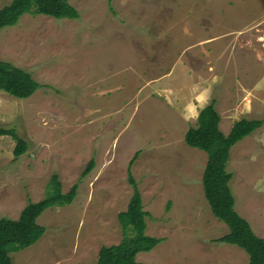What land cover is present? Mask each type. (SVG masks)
<instances>
[{"label": "rangeland", "instance_id": "obj_1", "mask_svg": "<svg viewBox=\"0 0 264 264\" xmlns=\"http://www.w3.org/2000/svg\"><path fill=\"white\" fill-rule=\"evenodd\" d=\"M11 1L0 0V9ZM70 3L77 20L26 14L0 32V60L42 85L28 99L0 92V129L27 143L15 158L16 140L0 137V219L18 220L43 200L54 175L63 193L77 185L72 204L38 218L45 234L12 253L14 263L96 264L102 247L120 244L136 156L146 233L163 239L138 262L249 264L244 250L218 241L229 228L204 195L208 158L184 136L213 100L226 135L235 119L264 120V23L258 43L251 38L264 0ZM190 75L199 78L194 94ZM227 171L235 210L264 238V125L232 148Z\"/></svg>", "mask_w": 264, "mask_h": 264}, {"label": "trees", "instance_id": "obj_2", "mask_svg": "<svg viewBox=\"0 0 264 264\" xmlns=\"http://www.w3.org/2000/svg\"><path fill=\"white\" fill-rule=\"evenodd\" d=\"M26 14L45 15L55 19L80 18L78 10L71 5L70 0H12L0 9V32L16 26ZM41 87L31 73L0 60V92L17 99H28ZM220 122L221 117L213 100L200 112L197 127L187 131L185 143L207 155L203 175L204 195L214 217L229 228V233L218 241L244 250L249 256V264H264V238L258 237L249 222L235 210V197L230 187L234 176L227 171L232 148L260 129L264 120L241 119L234 124L228 135L220 130ZM1 136H11L16 140L13 151L15 158L21 157L27 151V143L14 130L0 129ZM135 158L136 156L128 167V182L133 194L127 210L118 217L123 229V239L120 244L102 247L96 264H145L137 261V255L152 251L163 241L146 233L148 213L144 211L142 196L131 173ZM93 167L94 161H91L83 176H87ZM50 184L46 197L36 203L30 202L22 210L18 220L0 219V264H15L12 253L36 244L43 237L46 228L38 224V218L47 209L73 203L77 195V185L63 193L57 175H54ZM169 207L170 204L168 209Z\"/></svg>", "mask_w": 264, "mask_h": 264}, {"label": "crops", "instance_id": "obj_3", "mask_svg": "<svg viewBox=\"0 0 264 264\" xmlns=\"http://www.w3.org/2000/svg\"><path fill=\"white\" fill-rule=\"evenodd\" d=\"M264 23V21H261L259 24H257L255 27H254V29H252L251 30V33H252V36H251V38L253 37V38H255L256 39V42L258 43V40L260 39V37L258 38V36H257V32L259 31V29H257V27L258 26H261V24H263ZM262 39H264L263 37H261ZM255 42V45H257V43ZM260 43V42H259ZM207 70H209V71H214V67H212V66H208L207 68H206ZM226 70H228L227 68H225ZM191 71V70H190ZM190 71H187V72H190ZM229 71V70H228ZM187 72L185 73V75H187ZM191 72H193V71H191ZM240 72H243V71H239V72H235V73H240ZM245 72H247V71H245ZM187 77V79H188V81L186 80V82H188L187 84L189 85V88H190V90L192 91L193 90V94L195 93V91L198 89V77L197 76H195L194 77V75H190V76H186ZM188 77H191V78H188ZM235 77H237L236 75H235ZM236 84H239V81H236ZM207 96H208V94H204V99H206L207 98ZM197 99V102H200V100H203V96H199V94H198V97H196ZM251 101V100H250ZM202 102V101H201ZM228 103V102H227ZM238 105H239V102L237 103ZM207 104H205L203 107H202V109H204L205 108V106H206ZM226 106H227V104H226ZM207 107V106H206ZM200 114V113H199ZM198 117H199V115H198ZM198 117H197V121H198ZM242 119H246V118H242ZM234 121H236L237 122V120L235 119ZM233 121V124H232V126L229 128L230 129V131H231V129L233 128V126H234V124L236 123V122H234ZM239 121V120H238ZM221 123V122H220ZM220 130H221V126H220ZM228 131V130H227ZM230 131L229 132H227L228 134L230 133ZM222 133H224L225 134V132H222ZM227 134V135H228ZM226 135V134H225ZM185 137V136H184ZM184 142H185V139H184ZM187 145V144H186ZM188 146V145H187ZM206 168V167H205ZM205 171V170H204ZM202 183H203V177H202ZM203 191H204V189H203ZM236 210H237V208H236ZM238 211V213H239V215L240 216H242L244 219H246L248 222H249V224L251 225V227H252V230L254 231V233L257 235V236H259L260 235V233H258L256 230H255V228L253 227V225L251 224V222H250V219L248 218V217H246L242 212H239V210H237ZM259 237H261V236H259ZM263 237V236H262ZM237 247V246H236ZM241 249V248H240ZM235 254V257H238V256H241V258L243 259V260H245V257H244V254L243 255H238L236 252L234 253ZM247 254V253H246ZM247 258H248V260H249V256H248V254H247Z\"/></svg>", "mask_w": 264, "mask_h": 264}]
</instances>
